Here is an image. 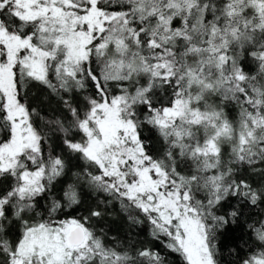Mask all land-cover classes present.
<instances>
[{"label":"snow or ice","instance_id":"6c2138e0","mask_svg":"<svg viewBox=\"0 0 264 264\" xmlns=\"http://www.w3.org/2000/svg\"><path fill=\"white\" fill-rule=\"evenodd\" d=\"M0 264H264V0H0Z\"/></svg>","mask_w":264,"mask_h":264}]
</instances>
